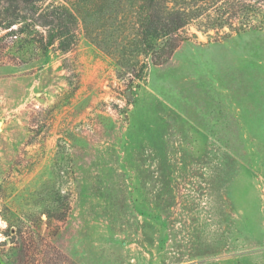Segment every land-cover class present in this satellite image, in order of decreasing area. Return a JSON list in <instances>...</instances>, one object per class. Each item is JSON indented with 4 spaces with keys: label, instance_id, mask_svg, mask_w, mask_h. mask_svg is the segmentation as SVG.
I'll return each mask as SVG.
<instances>
[{
    "label": "rangeland",
    "instance_id": "374dc122",
    "mask_svg": "<svg viewBox=\"0 0 264 264\" xmlns=\"http://www.w3.org/2000/svg\"><path fill=\"white\" fill-rule=\"evenodd\" d=\"M59 1L0 18V264H264V0H169L193 18L140 79L99 45L130 0L48 46Z\"/></svg>",
    "mask_w": 264,
    "mask_h": 264
},
{
    "label": "trees",
    "instance_id": "16d2710c",
    "mask_svg": "<svg viewBox=\"0 0 264 264\" xmlns=\"http://www.w3.org/2000/svg\"><path fill=\"white\" fill-rule=\"evenodd\" d=\"M35 1L0 0V18L5 20L4 29H11L10 32L13 34L18 33L13 26L21 23L24 20L22 18L27 17L25 12L36 9V7L27 8L28 5H34ZM130 1L134 24L131 32L123 36L125 41H116V43L110 44L109 42H99V45L103 48L108 46L107 50L114 57L122 74L140 79L144 77L143 74L148 69L150 62L153 65H161L172 57L181 42L180 31L191 22L193 16L186 8L172 6L169 0ZM202 1L217 2L218 0ZM59 2L58 5L55 2L52 4L51 14L54 16V20L51 23L54 24L53 30H56L57 33L50 36L47 42L48 46L54 44L59 38L66 39L73 31L74 28L69 24L75 25L79 20L80 15L75 12L78 5H82L84 8L94 5L91 4V1L86 0L82 1L84 4L80 3L81 0H61ZM123 4V0L114 2L113 10L120 9L117 15L125 12ZM221 25L224 26L223 23ZM63 46V49L67 50L71 44L67 42Z\"/></svg>",
    "mask_w": 264,
    "mask_h": 264
},
{
    "label": "water",
    "instance_id": "95a60500",
    "mask_svg": "<svg viewBox=\"0 0 264 264\" xmlns=\"http://www.w3.org/2000/svg\"><path fill=\"white\" fill-rule=\"evenodd\" d=\"M127 96L129 99H133L134 96L132 95L131 89L127 90ZM2 125H3V122L0 120V131L2 130Z\"/></svg>",
    "mask_w": 264,
    "mask_h": 264
}]
</instances>
